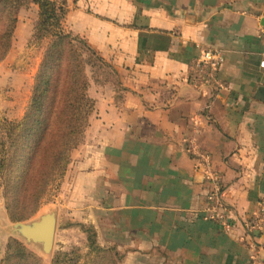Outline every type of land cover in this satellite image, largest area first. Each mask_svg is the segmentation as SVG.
<instances>
[{
	"label": "crops",
	"instance_id": "1",
	"mask_svg": "<svg viewBox=\"0 0 264 264\" xmlns=\"http://www.w3.org/2000/svg\"><path fill=\"white\" fill-rule=\"evenodd\" d=\"M63 1V28L104 68L61 185L99 244L118 264H264V224L247 223L264 201V0ZM209 48L225 57L216 90L188 80ZM212 177L227 230L204 216Z\"/></svg>",
	"mask_w": 264,
	"mask_h": 264
},
{
	"label": "trees",
	"instance_id": "2",
	"mask_svg": "<svg viewBox=\"0 0 264 264\" xmlns=\"http://www.w3.org/2000/svg\"><path fill=\"white\" fill-rule=\"evenodd\" d=\"M30 3L39 8V21L31 39L49 35L51 40L33 78L23 116L5 121L2 126L0 187L9 219L14 223L34 215L42 201L60 186L70 154L80 143L95 109L88 96L85 68L93 67L95 61L103 64L84 40L62 28L67 11L63 0H0V64L12 49L19 11ZM96 240L92 230L86 264H118L116 248H100ZM70 257L79 255L75 251L54 253L51 263L64 264ZM0 264L44 262L18 241L10 240Z\"/></svg>",
	"mask_w": 264,
	"mask_h": 264
},
{
	"label": "rangeland",
	"instance_id": "3",
	"mask_svg": "<svg viewBox=\"0 0 264 264\" xmlns=\"http://www.w3.org/2000/svg\"><path fill=\"white\" fill-rule=\"evenodd\" d=\"M25 7L26 11L21 12L20 15L18 14L19 18L17 23H20V25L18 28L16 26L17 30H15L12 49L6 60L0 64V138L2 137V126L5 121H15L23 116L32 93L33 78L42 60L44 51L51 40V36L49 35L43 39H31L32 30L39 21V13H37L39 12V8L33 3L27 4ZM27 7L30 8L27 9ZM33 8L38 11L35 12ZM91 68L90 66H86L85 68L87 79L89 78L88 72L91 71ZM99 70L104 72L102 65L95 61L92 70L93 74L95 76L98 75ZM84 133L80 143L83 141ZM74 160L73 158L71 159L70 154V162L65 176L69 169L70 172L72 171ZM65 176L60 186L57 189H53L42 201L39 210L30 217L33 218L41 210H46L50 207L57 209L53 252L50 259H42L40 257L44 264H52L51 261L54 253H70L72 251H75L79 257L75 259L74 257L67 258L64 264H74L76 261H79L78 264H86L90 258L88 236L91 235L92 230L96 233L97 245L103 249L109 247L107 245H100L98 242V233L94 226L80 219L81 214L77 212V210H79V202L74 201V186L69 185L66 190L61 189V185L63 181H65ZM69 182H72V176L69 177ZM0 214H5L8 220L12 222L6 210L1 187ZM10 240H16L22 244L19 240L14 238H2L0 240V262L5 256L7 244ZM27 249L38 255L34 249Z\"/></svg>",
	"mask_w": 264,
	"mask_h": 264
},
{
	"label": "built area",
	"instance_id": "4",
	"mask_svg": "<svg viewBox=\"0 0 264 264\" xmlns=\"http://www.w3.org/2000/svg\"><path fill=\"white\" fill-rule=\"evenodd\" d=\"M224 54L214 48L205 49L198 58L194 60L189 67L188 80L198 85L203 90L219 87L218 72L224 63ZM212 188H210L206 197L205 219L213 225L227 230L230 226V213L226 208L220 187L216 177L211 178ZM250 233L253 230H260L264 224V201H261L256 213L247 221Z\"/></svg>",
	"mask_w": 264,
	"mask_h": 264
},
{
	"label": "water",
	"instance_id": "5",
	"mask_svg": "<svg viewBox=\"0 0 264 264\" xmlns=\"http://www.w3.org/2000/svg\"><path fill=\"white\" fill-rule=\"evenodd\" d=\"M254 98L264 102V86H257ZM57 222V209L41 210L35 217L21 222H10L5 214H0V240L17 239L26 248H32L42 259H50Z\"/></svg>",
	"mask_w": 264,
	"mask_h": 264
}]
</instances>
